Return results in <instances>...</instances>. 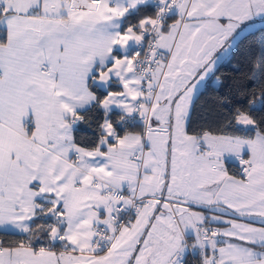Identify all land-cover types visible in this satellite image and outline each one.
<instances>
[{"label":"snow or ice","instance_id":"1","mask_svg":"<svg viewBox=\"0 0 264 264\" xmlns=\"http://www.w3.org/2000/svg\"><path fill=\"white\" fill-rule=\"evenodd\" d=\"M0 264H264V0H0Z\"/></svg>","mask_w":264,"mask_h":264},{"label":"trees","instance_id":"2","mask_svg":"<svg viewBox=\"0 0 264 264\" xmlns=\"http://www.w3.org/2000/svg\"><path fill=\"white\" fill-rule=\"evenodd\" d=\"M244 55H245V51H244V49H242V50H241L239 53H237V55H236V61H237L239 64H241V65H243V64L245 63ZM225 71H226V73L231 74V68H230V67H228L227 69H225ZM209 91H211V88L209 89ZM210 99H211V96L208 95V94H206V95L202 98V100H201V104H206L207 102L210 101Z\"/></svg>","mask_w":264,"mask_h":264}]
</instances>
